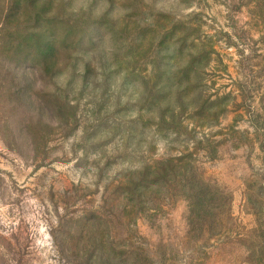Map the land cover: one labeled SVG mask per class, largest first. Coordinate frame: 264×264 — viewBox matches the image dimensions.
Returning <instances> with one entry per match:
<instances>
[{"label":"rangeland","instance_id":"374dc122","mask_svg":"<svg viewBox=\"0 0 264 264\" xmlns=\"http://www.w3.org/2000/svg\"><path fill=\"white\" fill-rule=\"evenodd\" d=\"M0 264H264V0H0Z\"/></svg>","mask_w":264,"mask_h":264}]
</instances>
